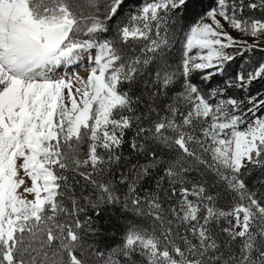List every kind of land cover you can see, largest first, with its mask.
<instances>
[{
	"label": "snow or ice",
	"instance_id": "6c2138e0",
	"mask_svg": "<svg viewBox=\"0 0 264 264\" xmlns=\"http://www.w3.org/2000/svg\"><path fill=\"white\" fill-rule=\"evenodd\" d=\"M0 264H264V0H0Z\"/></svg>",
	"mask_w": 264,
	"mask_h": 264
},
{
	"label": "trees",
	"instance_id": "16d2710c",
	"mask_svg": "<svg viewBox=\"0 0 264 264\" xmlns=\"http://www.w3.org/2000/svg\"><path fill=\"white\" fill-rule=\"evenodd\" d=\"M94 216L98 225L110 233L119 228L121 223V221L117 219L119 216V210L115 209L113 206H104L99 215L94 214Z\"/></svg>",
	"mask_w": 264,
	"mask_h": 264
},
{
	"label": "rangeland",
	"instance_id": "374dc122",
	"mask_svg": "<svg viewBox=\"0 0 264 264\" xmlns=\"http://www.w3.org/2000/svg\"><path fill=\"white\" fill-rule=\"evenodd\" d=\"M234 36L238 35L236 32L232 33ZM67 70L65 69H61V73L65 72ZM71 71H76V69H72ZM80 73L83 74V68L79 69ZM70 74V73H69Z\"/></svg>",
	"mask_w": 264,
	"mask_h": 264
}]
</instances>
